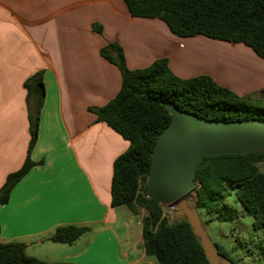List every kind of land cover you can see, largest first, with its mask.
I'll return each mask as SVG.
<instances>
[{
	"label": "crops",
	"instance_id": "0c3cea01",
	"mask_svg": "<svg viewBox=\"0 0 264 264\" xmlns=\"http://www.w3.org/2000/svg\"><path fill=\"white\" fill-rule=\"evenodd\" d=\"M113 42L130 69L164 57L181 78L207 74L239 95L264 87L254 84L264 81L255 70L264 59L248 46L177 36L159 18L130 16L124 0H0V187L28 147L24 81L41 70L45 88L31 151L43 163L0 204V242H22L26 254L48 262L158 264L143 247L145 208L110 204L113 160L129 141L89 110L120 88L118 67L100 54ZM64 224L89 230L70 244L50 241Z\"/></svg>",
	"mask_w": 264,
	"mask_h": 264
},
{
	"label": "trees",
	"instance_id": "16d2710c",
	"mask_svg": "<svg viewBox=\"0 0 264 264\" xmlns=\"http://www.w3.org/2000/svg\"><path fill=\"white\" fill-rule=\"evenodd\" d=\"M124 1L130 16L159 18L177 36L200 34L240 42L264 59V0ZM93 25L97 31L101 30L100 26ZM100 54L118 67L121 85L104 105L89 110L95 114V121L105 122L129 141L127 149L113 160L111 206L125 205L132 213H137L138 207L147 210L142 216L143 247L145 254L155 256L158 264H209L188 221L185 218L170 221L164 207L145 193L151 152L158 133L171 119L163 103H173L203 118L224 121L264 119V106L252 95H239L207 74L181 78L172 72L164 57L146 67L130 69L117 43L106 44ZM24 87L28 147L21 166L8 173L0 187V204L9 200L13 187L33 166L43 163L31 158L45 94L42 71L29 76ZM262 162L264 152L261 151L203 157L194 178L198 212L215 213L219 221L238 218L239 211L225 201L230 194L229 187H233L243 214L252 217L253 228L264 227V172L258 166ZM88 230L87 225H59L49 240L70 244ZM214 244L223 254L220 246ZM0 264L89 263L48 262L26 254L24 243L8 241L0 242Z\"/></svg>",
	"mask_w": 264,
	"mask_h": 264
},
{
	"label": "water",
	"instance_id": "95a60500",
	"mask_svg": "<svg viewBox=\"0 0 264 264\" xmlns=\"http://www.w3.org/2000/svg\"><path fill=\"white\" fill-rule=\"evenodd\" d=\"M171 119L157 135L146 196L174 208L189 223L209 264H235L219 252L206 232L196 205L186 196L197 188V166L205 156L264 152V119L211 120L164 102Z\"/></svg>",
	"mask_w": 264,
	"mask_h": 264
},
{
	"label": "rangeland",
	"instance_id": "374dc122",
	"mask_svg": "<svg viewBox=\"0 0 264 264\" xmlns=\"http://www.w3.org/2000/svg\"><path fill=\"white\" fill-rule=\"evenodd\" d=\"M255 70L262 75L264 73V68L255 67ZM262 77L264 79V76ZM258 83H264V81L259 79L254 84ZM261 88L248 87L245 94L242 95H252L259 100L260 105L264 106V87ZM258 166L264 172V162L258 164ZM229 190L230 194L227 195L225 201L236 208L240 216L234 220L219 221L215 218V213L207 214L205 211L200 210L199 215L203 226L212 242L220 246L222 253L233 263L264 264V227L258 229L253 228L252 217L243 214V207L235 199L234 188L229 187ZM190 194L192 195L189 202L194 205L196 197L195 190ZM166 215L170 221L184 218L182 215L176 213L174 208L167 209Z\"/></svg>",
	"mask_w": 264,
	"mask_h": 264
},
{
	"label": "bare ground",
	"instance_id": "6f19581e",
	"mask_svg": "<svg viewBox=\"0 0 264 264\" xmlns=\"http://www.w3.org/2000/svg\"><path fill=\"white\" fill-rule=\"evenodd\" d=\"M191 195L192 194H188L187 196H186V199L189 201V200H191Z\"/></svg>",
	"mask_w": 264,
	"mask_h": 264
},
{
	"label": "built area",
	"instance_id": "2783aa9c",
	"mask_svg": "<svg viewBox=\"0 0 264 264\" xmlns=\"http://www.w3.org/2000/svg\"><path fill=\"white\" fill-rule=\"evenodd\" d=\"M167 209H172V208H171V207H170V208H165V207H164V213H166V210H167Z\"/></svg>",
	"mask_w": 264,
	"mask_h": 264
}]
</instances>
